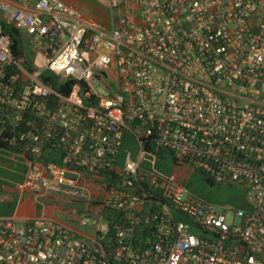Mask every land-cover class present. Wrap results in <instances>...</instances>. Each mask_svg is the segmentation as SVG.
Here are the masks:
<instances>
[{"label": "built area", "instance_id": "1", "mask_svg": "<svg viewBox=\"0 0 264 264\" xmlns=\"http://www.w3.org/2000/svg\"><path fill=\"white\" fill-rule=\"evenodd\" d=\"M30 1L0 0V150L24 167L17 206L40 210L0 217V264H264V0H108V27ZM147 153L236 185L248 208L142 168ZM67 202L89 233L49 212Z\"/></svg>", "mask_w": 264, "mask_h": 264}, {"label": "rangeland", "instance_id": "2", "mask_svg": "<svg viewBox=\"0 0 264 264\" xmlns=\"http://www.w3.org/2000/svg\"><path fill=\"white\" fill-rule=\"evenodd\" d=\"M75 8L81 7L78 2L73 5ZM89 11L90 19L102 27H108L113 20L114 12L108 7V0H90ZM88 19L86 16H84ZM88 19V20H90ZM104 22V23H103ZM27 49H30V38H28ZM32 58V57H31ZM48 73V72H47ZM98 86V85H97ZM99 88V86H98ZM123 148L129 151L133 158L138 153L137 142L129 133H126L123 140ZM12 153L0 150V217L10 215L16 205L17 194H15V185L21 181V175L24 167L18 162V158L12 160ZM16 159V160H15ZM142 168L157 172L161 176L172 177V180L188 181V187L191 191L201 196L205 200L217 206H228L232 211L246 210L247 203L245 191L236 185L209 184L204 177L197 171L188 168L186 165H177L167 156L160 157L156 154L147 153L142 162ZM54 206H51L52 209ZM40 207L38 206V213ZM52 216L69 224H74L79 231L89 233L92 228H81L76 221L82 214L91 216L88 212H79L77 210H64L53 208ZM233 212L227 214L228 221H231ZM238 222V219H236Z\"/></svg>", "mask_w": 264, "mask_h": 264}, {"label": "crops", "instance_id": "3", "mask_svg": "<svg viewBox=\"0 0 264 264\" xmlns=\"http://www.w3.org/2000/svg\"><path fill=\"white\" fill-rule=\"evenodd\" d=\"M4 1L19 5V6H26V7H29V8H32L34 6V4H35L34 1H30V0H28V1H24V0H4ZM60 1L64 2L67 5H71V6H73L76 2H78L81 7H79L78 9L75 8L74 6L73 7L75 9L79 10V12H81V14L83 16H86L88 19H90V17H89V15H90L89 11L91 10L89 8L90 7V0H60ZM91 19H90V21H91ZM21 180H22V176H21ZM16 187H17V184L15 185V194H17ZM16 201H17V199H16ZM52 210H53V208L49 209V212L51 213ZM37 211H38V205L36 204V200L34 198L28 196V195H24L23 198H21V202H20V204L18 206H17V203H16V205L13 208L11 214L10 215H5L3 217H17V219L33 218L34 216L39 215V213Z\"/></svg>", "mask_w": 264, "mask_h": 264}, {"label": "trees", "instance_id": "4", "mask_svg": "<svg viewBox=\"0 0 264 264\" xmlns=\"http://www.w3.org/2000/svg\"><path fill=\"white\" fill-rule=\"evenodd\" d=\"M4 32L6 34L10 35L12 37V39H13L12 50H13V53L15 54V56L18 57V58L24 59V63L27 64V65H29L30 64L29 63L30 62V59L32 57V53L27 52L24 49L22 36H20V34L15 29H13L10 26H4ZM69 89H68V86H67L62 91H63L64 94H67ZM0 146L6 147L7 145L4 144V142L0 141ZM183 184H185V186L189 189V187H188V181L185 180L183 182Z\"/></svg>", "mask_w": 264, "mask_h": 264}, {"label": "water", "instance_id": "5", "mask_svg": "<svg viewBox=\"0 0 264 264\" xmlns=\"http://www.w3.org/2000/svg\"><path fill=\"white\" fill-rule=\"evenodd\" d=\"M62 207L72 210H81L83 209L84 205L82 203H62Z\"/></svg>", "mask_w": 264, "mask_h": 264}]
</instances>
